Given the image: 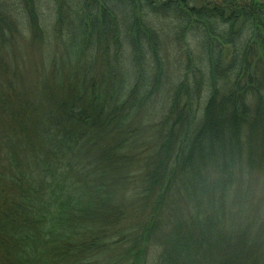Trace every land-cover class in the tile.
<instances>
[{"label": "trees", "instance_id": "trees-1", "mask_svg": "<svg viewBox=\"0 0 264 264\" xmlns=\"http://www.w3.org/2000/svg\"><path fill=\"white\" fill-rule=\"evenodd\" d=\"M0 264H264V0H0Z\"/></svg>", "mask_w": 264, "mask_h": 264}]
</instances>
